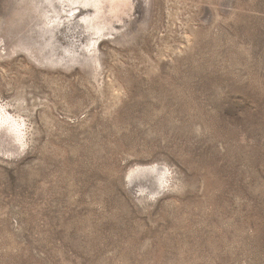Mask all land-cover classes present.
Masks as SVG:
<instances>
[{"label":"rangeland","instance_id":"obj_1","mask_svg":"<svg viewBox=\"0 0 264 264\" xmlns=\"http://www.w3.org/2000/svg\"><path fill=\"white\" fill-rule=\"evenodd\" d=\"M0 264H264V0H0Z\"/></svg>","mask_w":264,"mask_h":264}]
</instances>
